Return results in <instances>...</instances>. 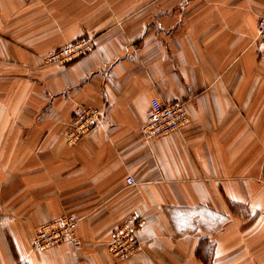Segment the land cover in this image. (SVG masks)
<instances>
[{"label":"crops","instance_id":"1","mask_svg":"<svg viewBox=\"0 0 264 264\" xmlns=\"http://www.w3.org/2000/svg\"><path fill=\"white\" fill-rule=\"evenodd\" d=\"M264 0H0V264H264ZM83 36L66 65L48 52ZM185 102L145 139L151 100ZM78 105L99 126L69 144ZM131 177L133 183H128ZM77 216L79 245L31 249ZM131 215L143 246L107 248Z\"/></svg>","mask_w":264,"mask_h":264},{"label":"built area","instance_id":"2","mask_svg":"<svg viewBox=\"0 0 264 264\" xmlns=\"http://www.w3.org/2000/svg\"><path fill=\"white\" fill-rule=\"evenodd\" d=\"M257 37L264 43V11L258 15L256 24ZM92 36H83L62 47L48 52L45 57L47 65H66L89 54L94 47ZM188 120L185 102L175 100L169 103L159 99L151 100L150 112L145 124L141 127L142 136L149 140L179 131ZM102 121V112L89 105H78L68 123L66 140L69 144L79 141ZM128 183H133L131 177ZM78 218L74 214H63L35 229L31 241V249L44 252L50 248L59 247L64 242L80 244L77 235ZM142 219L131 215L112 233L107 244L109 253L117 259H126L143 246L136 238V231L141 226Z\"/></svg>","mask_w":264,"mask_h":264}]
</instances>
